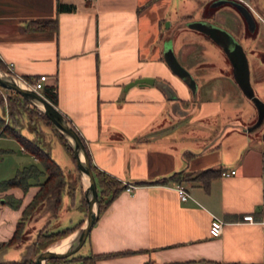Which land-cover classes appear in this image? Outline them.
<instances>
[{"label": "crops", "instance_id": "crops-1", "mask_svg": "<svg viewBox=\"0 0 264 264\" xmlns=\"http://www.w3.org/2000/svg\"><path fill=\"white\" fill-rule=\"evenodd\" d=\"M173 1L0 0V61L27 83L46 76L43 89L55 95L53 105L79 133L91 164L125 186L87 237L88 254H117L96 264H264V146L257 141L264 134L257 130L255 140L256 127L247 120L258 114L249 90L260 80L256 64L246 56L245 77L235 75L228 59L229 73L196 72L195 45L187 42L217 44L186 28L191 19L171 16ZM230 1L237 0H210L208 6L235 10ZM201 11L198 20L219 22ZM51 20L53 29H31V23ZM169 41L196 83L195 94L164 61ZM138 79L154 83L132 84ZM203 170L236 173L215 177L207 188L180 183L189 193L186 201L175 190L179 183H156ZM37 191L1 192L18 208L0 196V244L12 237ZM245 215L253 222L243 221ZM213 217L224 222L218 237L209 233ZM15 245L0 250V263L19 260L5 259Z\"/></svg>", "mask_w": 264, "mask_h": 264}, {"label": "rangeland", "instance_id": "rangeland-1", "mask_svg": "<svg viewBox=\"0 0 264 264\" xmlns=\"http://www.w3.org/2000/svg\"><path fill=\"white\" fill-rule=\"evenodd\" d=\"M190 1L192 3H190ZM239 2H243L245 5V0H237ZM251 4L254 6V0H249ZM257 1V0H256ZM210 0H174L170 5L168 4V10L171 16L174 14L178 15V17L184 16V19H192L198 20V15L201 14L205 16L208 14V3ZM258 2V1H257ZM210 6V5H209ZM264 19V14L258 11ZM210 18H214L218 16V21L214 24L223 27V29H227L230 32H233L237 40L242 44L243 51L245 55L248 56V59H252L255 62V76L257 79H260L257 82L256 87L250 90V94L252 95V100L256 101L259 106L264 107V66H258V63L264 62V23L255 16V21L258 24V29L256 31L255 36L251 37L245 34V22L239 16L237 11L233 10L229 7H219L214 12L211 10ZM218 14V15H217ZM171 19V18H170ZM223 22L224 24H222ZM199 43L191 44L192 42H187V45H195L194 52L196 54L194 58L195 62V71L196 72H205L209 69H212L210 72H214V74H219L220 69L222 72H230V66L228 64L227 58L224 52L216 45H211L208 42H204L201 38ZM207 46L209 52L207 51ZM215 49V50H214ZM204 53L209 54L206 57L208 60H211L214 65H210L206 62ZM222 62V64H221ZM250 62V61H249ZM0 97L2 99V107H0V111L3 112V117L5 119L4 124L9 121V99L13 97V93L9 90L0 88ZM263 113V121L259 126H256L258 120V114H252L250 118H248L249 123H253L256 128L252 131L251 136L257 140L260 139V131L262 136L264 134V110L261 111ZM18 113V111H16ZM242 117V116H241ZM239 115L238 120L241 121L242 118ZM241 118V119H240ZM246 120V119H245ZM17 125L22 132L28 135L30 138H41L46 145H51L52 155L55 160L62 166L66 174V187L61 194V203L58 202V195L55 193L53 196L46 201L40 203L33 212L27 216L25 219L26 226L24 228L21 241L17 243L12 249H10L5 255V259L7 260H18L20 259V252H22L25 246L31 245L38 234L40 232L41 227L47 223V232L62 230L66 227H71L76 225L82 220L84 221L87 212V206L83 195L79 194V192H75L74 190H79L80 178L77 173L76 166L71 157L64 151L61 145L57 141V135L53 131V129L42 121L41 118L34 112L30 106H23L21 109V113H18V118L16 119ZM263 126V127H262ZM35 129V130H34ZM259 131L258 134H254L256 131ZM37 131L39 135H37ZM32 132H35L32 133ZM258 144L264 146V138L262 140H257ZM0 149L8 150L4 152L0 156V182L11 179L15 176L17 170L27 166L31 163H35L28 153L23 152L21 146L18 142L10 138H0ZM0 191V196L7 200L8 202H14L15 199L9 195H2ZM75 192V195L73 194ZM63 198H66L65 202H63ZM43 218V219H41ZM77 227L76 229H78ZM43 229V228H42ZM76 229L72 232L68 233L66 236L59 238L58 240L52 242L47 246V248H51L52 246L58 244L61 240L69 237ZM60 245V244H59ZM58 245V246H59ZM46 248V249H47ZM34 253V252H33ZM89 253L88 247V239L85 241L83 246L79 249V251L71 256L77 255H86ZM32 260H34L35 255L31 252L29 253ZM69 256L68 258H71ZM57 264H77L70 261H62Z\"/></svg>", "mask_w": 264, "mask_h": 264}, {"label": "trees", "instance_id": "trees-1", "mask_svg": "<svg viewBox=\"0 0 264 264\" xmlns=\"http://www.w3.org/2000/svg\"><path fill=\"white\" fill-rule=\"evenodd\" d=\"M208 14H205L204 18H210L211 10L213 12L217 8H210L207 6ZM32 30H41V29H53L55 27V21H46V22H34L31 23ZM0 69L9 72L4 64L0 61ZM1 88V87H0ZM13 97L9 99V121L4 124L3 112L0 111V138H10L19 143L23 151L28 153L30 156L34 157L37 161V164H30L24 166L23 168L17 170L14 177L11 179L0 182V191H4L10 188H20L23 192H27L28 189L32 186H37L38 191L35 193L31 201L26 205L22 211L20 220L18 221L15 231L12 237L5 243L0 244V250L6 251L7 248L19 243L26 226L25 219L30 215L37 206L51 198L53 194L58 195V202L61 203V194L63 193L66 187V174L64 169L56 162L51 154V145H46L40 138H30L28 135L22 132L17 125L16 119L18 118V113H21L23 106H30L31 109L36 112L39 118L43 122L48 124L55 134L57 135V141L63 147L65 152L71 157L74 161L70 147L68 146L66 140L61 136V134L52 126L48 118L39 112L36 108L31 106L25 99H23L17 93L11 91ZM44 97L49 100L52 104H56V97L52 91L48 88L43 89ZM0 107H2V99L0 97ZM18 111V113H16ZM35 130V129H34ZM35 134V132H32ZM37 135L39 132L37 131ZM8 150L0 149V156ZM188 155V154H187ZM92 172L95 177L98 198H99V209L100 213L106 209L109 203L114 199V197L125 188V186L116 180L115 178L97 170L95 166L91 164ZM221 175V170H203L196 173L185 174L183 172H177L171 175L169 178L158 180L156 183L167 184L171 181L175 183H182L184 181H193L202 183V185L207 188L209 182L215 177ZM75 191V190H74ZM79 191L82 194L81 185L79 184ZM75 195V192H73ZM8 202V201H7ZM9 204L18 208V202L15 201L9 202ZM82 224V220L74 226L63 228L62 230L47 232V229L43 228L38 232L35 241L26 247L23 255L18 261L12 262H2L0 264H34L32 258L30 257V252L33 255L38 254L39 252L45 250L49 244L58 240L61 237L66 236L68 233L72 232L74 229L79 227ZM34 252V253H33ZM123 254V253H122ZM117 254H105V255H77L71 256V258H57L50 259L46 264H57L62 261H70L77 264H96V261L99 258H110ZM146 264H152L147 262ZM167 264H218L215 262H184V263H167Z\"/></svg>", "mask_w": 264, "mask_h": 264}, {"label": "water", "instance_id": "water-1", "mask_svg": "<svg viewBox=\"0 0 264 264\" xmlns=\"http://www.w3.org/2000/svg\"><path fill=\"white\" fill-rule=\"evenodd\" d=\"M221 3L223 2H218V5ZM229 4L233 6L244 20L245 17L250 16L245 10V5L243 3L239 1H230ZM185 27L200 32L210 38V40L217 44V46L224 52L233 67L235 75L239 73L244 77L245 75L247 76L248 65L245 52L238 41L227 30L215 25L209 20L187 21L185 22ZM163 58L171 72L185 80L191 92L195 94L197 88L196 83L189 71L177 61L170 41L164 46ZM152 83H154V81L151 79H138L132 84ZM0 87L17 93L31 106L44 114L51 122L52 126L66 140L71 149L76 170L80 178L82 195L87 206L86 217L79 228L71 234L73 235V238L70 240L65 251L55 252L48 247L35 255L33 263L46 264L50 259L67 258L77 253L83 246L100 214L98 191L88 152L79 133L73 128L67 118L50 101L30 88L24 80L10 72L0 69ZM252 102L258 109V120L256 124V126H258L263 121V116L261 114L263 112L261 111L264 110V107L262 109L256 101L252 100Z\"/></svg>", "mask_w": 264, "mask_h": 264}, {"label": "built area", "instance_id": "built-area-1", "mask_svg": "<svg viewBox=\"0 0 264 264\" xmlns=\"http://www.w3.org/2000/svg\"><path fill=\"white\" fill-rule=\"evenodd\" d=\"M89 1H92V0H89ZM11 67H12V64H9L8 71L10 73H12ZM45 80H46V76H40L37 80L33 81L32 83H27V82L26 83L28 84V86H30V88H32L34 91L39 93L43 89V83ZM235 173H236L235 170H228V171L224 170L221 172V176L228 177V176L234 175ZM174 187L181 201H186L187 199L190 198L189 193L186 191V189L181 184H175ZM126 189L130 190L131 187L127 186ZM243 221H247L251 223L253 222V218L251 215H245L243 216ZM223 226H224V222L221 219L217 217H213L210 222V227H209L210 236L211 237L220 236L223 230Z\"/></svg>", "mask_w": 264, "mask_h": 264}, {"label": "flooded vegetation", "instance_id": "flooded-vegetation-1", "mask_svg": "<svg viewBox=\"0 0 264 264\" xmlns=\"http://www.w3.org/2000/svg\"><path fill=\"white\" fill-rule=\"evenodd\" d=\"M257 1L254 0L253 3L255 5L253 6L249 0H245V10L250 14V16L245 17V20L242 18L245 22V34L251 37L255 36L256 31L258 29V24L255 21L254 15H256L257 18L260 19L264 23L263 16L258 12L260 11L264 14V0H257ZM241 3L243 2L241 1Z\"/></svg>", "mask_w": 264, "mask_h": 264}, {"label": "bare ground", "instance_id": "bare-ground-1", "mask_svg": "<svg viewBox=\"0 0 264 264\" xmlns=\"http://www.w3.org/2000/svg\"><path fill=\"white\" fill-rule=\"evenodd\" d=\"M73 238V235L61 240L58 244L51 247V249L55 252H63L67 248L70 240ZM60 244V245H59ZM59 245V246H58Z\"/></svg>", "mask_w": 264, "mask_h": 264}]
</instances>
